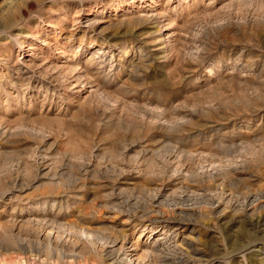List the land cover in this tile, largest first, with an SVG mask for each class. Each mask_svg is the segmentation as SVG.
<instances>
[{
    "label": "rangeland",
    "instance_id": "1",
    "mask_svg": "<svg viewBox=\"0 0 264 264\" xmlns=\"http://www.w3.org/2000/svg\"><path fill=\"white\" fill-rule=\"evenodd\" d=\"M169 256L264 264V0H0V264Z\"/></svg>",
    "mask_w": 264,
    "mask_h": 264
},
{
    "label": "bare ground",
    "instance_id": "2",
    "mask_svg": "<svg viewBox=\"0 0 264 264\" xmlns=\"http://www.w3.org/2000/svg\"><path fill=\"white\" fill-rule=\"evenodd\" d=\"M255 211V210H254ZM159 240H162V239H159ZM158 246V245H157ZM159 247V246H158ZM158 249V248H157ZM163 249V248H162ZM163 251V250H162ZM154 252V251H153ZM181 253V252H180ZM179 253V255H181ZM178 255V254H177ZM197 255V254H196ZM164 256V255H163ZM192 256H193V254H192ZM191 256V257H192ZM171 257V258H170ZM182 257V256H181ZM183 257H184V255H183ZM190 257V258H191ZM193 258V257H192ZM196 259H198V258H196ZM202 259V258H201ZM199 260H200V258H199ZM159 261V260H158ZM192 262V261H191ZM200 262H201V260H200ZM200 262H199V264H200ZM160 263H162V264H185V263H183L181 260H178L177 258H172V256H169V257H164V258H162L161 260H160ZM188 263V262H187ZM186 263V264H187ZM202 263V262H201ZM198 264V263H197Z\"/></svg>",
    "mask_w": 264,
    "mask_h": 264
}]
</instances>
